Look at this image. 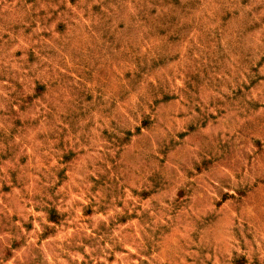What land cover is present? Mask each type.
<instances>
[{
    "label": "rangeland",
    "instance_id": "374dc122",
    "mask_svg": "<svg viewBox=\"0 0 264 264\" xmlns=\"http://www.w3.org/2000/svg\"><path fill=\"white\" fill-rule=\"evenodd\" d=\"M0 264H264V0H0Z\"/></svg>",
    "mask_w": 264,
    "mask_h": 264
}]
</instances>
